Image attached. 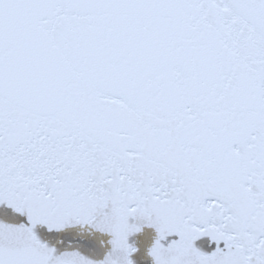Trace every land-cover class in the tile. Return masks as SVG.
I'll list each match as a JSON object with an SVG mask.
<instances>
[{
	"label": "snow or ice",
	"instance_id": "obj_1",
	"mask_svg": "<svg viewBox=\"0 0 264 264\" xmlns=\"http://www.w3.org/2000/svg\"><path fill=\"white\" fill-rule=\"evenodd\" d=\"M0 264H264V0H0Z\"/></svg>",
	"mask_w": 264,
	"mask_h": 264
}]
</instances>
